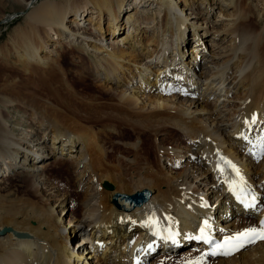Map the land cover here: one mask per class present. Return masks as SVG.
Wrapping results in <instances>:
<instances>
[{"label": "bare ground", "instance_id": "bare-ground-1", "mask_svg": "<svg viewBox=\"0 0 264 264\" xmlns=\"http://www.w3.org/2000/svg\"><path fill=\"white\" fill-rule=\"evenodd\" d=\"M245 1H27L22 32L0 59L11 61L26 79L36 78L49 94L16 90V82L0 93V158H11L3 173L14 172L18 153L33 161L28 175L13 173L20 191L0 190V264H133L134 258L138 264L196 258L187 263L210 258L207 264H264L261 237L233 253L208 242L229 241L249 229L264 236V161L255 165L264 153V0H259V21ZM211 10L224 21L210 38L212 29L204 21ZM186 28L198 42L189 59L181 49ZM63 36L67 45L84 43L92 55L94 86L111 91L108 105L90 100L94 93L81 103L83 120L100 129L72 125L58 107L66 100L49 84L54 71L57 86L74 93L61 71ZM222 96L227 99L220 102ZM10 108L31 132L17 140L4 123ZM122 128L133 130L134 139ZM160 128L176 131L181 143L189 144L183 148L165 133L152 160L146 140L159 136ZM36 142L47 154L32 151ZM195 146L200 149L192 153ZM53 157L72 167L65 182L48 174ZM143 190L150 192L149 200L132 211L112 202L115 194ZM158 228L171 230L181 249H195L178 257L173 253L180 248L141 254L138 245L145 247Z\"/></svg>", "mask_w": 264, "mask_h": 264}, {"label": "rangeland", "instance_id": "rangeland-1", "mask_svg": "<svg viewBox=\"0 0 264 264\" xmlns=\"http://www.w3.org/2000/svg\"><path fill=\"white\" fill-rule=\"evenodd\" d=\"M27 1H28V3H30V0H25L22 5H18L17 3L12 2V0H0V52L4 53L6 50H9L11 44H13L15 41L17 42L16 39L19 38V35L22 32L21 29L23 28V25H24V18H25L24 14L28 11L27 8L29 7V5L27 4ZM245 2L250 4V7H251L250 12L252 15H254V16H252L254 18V20H258V11L260 8L259 0H247ZM26 4H27V7H26ZM201 7L203 8L202 5H201ZM137 11H140V10H137ZM252 12H254V13H252ZM215 14H216V11L211 10V14L209 13L208 15L205 16L206 20L204 21L205 22L204 27L207 26L210 29L214 28V30L219 29L221 27V24L224 21L223 20L224 18L222 16H218V14H216V17H215ZM88 17H89V15H88ZM93 17H95V15ZM86 18H87V16H86ZM105 18L106 17L104 16V21H103L104 27L107 24V22H106L107 19L105 20ZM262 18H264V16ZM207 22H208V24H207ZM85 24H88V23L86 22ZM67 25H68V27L72 28L71 23H67ZM260 25L261 24L259 23L256 26L253 25V27L255 26V28L257 27V29H258L260 27ZM86 26H87V29H90L89 25H86ZM147 27H149V26H147ZM147 27H146V25H142V28H144L146 31H148ZM189 30H190L189 28L185 29L184 42L181 45V47H182L181 49L184 50V52H185V54L183 55L184 59L185 58L189 59V56H191V54H190L191 49L194 48V45L198 44V42L194 43L195 39L193 37L192 32ZM214 30L212 29L211 30L212 32L207 34L208 35L207 37L211 38L213 33H214L213 32ZM201 33H202V31H201ZM148 34L149 33H147L146 36ZM64 36H65V34H64ZM64 36L62 38L63 39L62 40L63 41L62 42L63 47L61 46L62 48H64V50L61 48L62 49V52H61V59H62L61 71L63 72L65 85L72 87L74 89V93L69 92L67 89H61L57 86L58 85L57 80L59 78H57V74H56L57 72L56 71L53 72L54 74L51 77L52 81L49 84L52 85V88H55V90L62 97V99H65L66 102H69V103L63 102L64 103L63 105L59 103L58 107L63 110V113L68 114V115H64V116L68 117L70 122H72V125H76V126L93 125L94 128L96 127V129L97 128L100 129L101 128L100 125L92 124V123L88 122L86 119H85V121L83 120L84 118H87V117L84 115L83 112L79 113V112H81V103H83L86 100V99H83V97H86L87 95H91L94 93L93 97H91L90 100L97 101V102L101 100L100 102H102L104 104L106 102L107 103L106 105H108L111 101H113V99H112L113 97L111 96V91H110V93H105L104 88L102 89L101 87L96 86V84L94 86V80L95 79H94V76H90L91 75L89 73L90 69L88 68V66L92 63L91 62V58H92L91 56L92 55H91V53H88L89 51L87 49L86 50L83 49L84 43L80 42L81 40L78 39L77 43L72 44V42H71V44L67 45V41L65 40ZM55 38L56 37H54V39ZM215 39H217V41H218V38H215ZM213 42H215V41H213ZM209 43H210V40L206 41V45H209ZM65 48H66V50H65ZM205 51H207V46L203 52L204 54H207V52H205ZM13 68H14L13 63L11 61L7 62L4 59H0V86H1L0 87V93L6 92L4 89L7 88V85L10 82H12L14 84L16 82V84L13 85V87L16 88V90L24 91L25 89H28L27 87H29L30 88L29 90H31V88H32V91H34L33 92L34 95L39 96L40 92H42L43 95L49 94V91L47 89H46V91L44 90L45 89L44 84L41 88H39L37 86V79L36 78L33 79L34 81L33 80L30 81L29 79H26V75L23 72H20V70L17 68H14V69ZM80 72H81V78H80L81 80L77 81L76 77L80 76L79 75ZM175 84H174V86H176ZM30 85H32V86H30ZM3 90L5 92H2ZM70 94H75V95L72 96ZM221 94H223V92ZM76 95H77V97H76ZM95 95H97V96H95ZM96 98H99V99L97 100ZM225 99H227V97L222 96L220 102L224 101ZM73 109H75L76 112ZM76 113H78V114H76ZM72 115H73V118L75 117V119L72 118ZM7 116L9 117L8 122H4V123L6 124L5 126L7 127V131L9 132V134L11 135V137L14 140L15 139L17 140L18 138L23 137V135L26 134V132L31 133L30 128H24L21 124H18L19 121H23L20 118L18 112H15L14 110H11V108H10V109H8V115H5V118H7ZM205 116H207V115H205ZM62 118H64V117H62ZM66 119L67 118L65 117L64 120H66ZM69 120L67 122H69ZM2 121H5V120L3 119ZM35 126H37V125H35ZM165 130L166 129L160 128V130L158 131L159 136H152V137L148 136V138L146 140L148 142V145L150 146L149 147V157L152 160L159 155V153L157 152V156H156V151H155L154 147H157L160 141L167 139V136H166L167 133L170 132L171 133L170 135L173 138L179 139L180 143H181V140L183 139L176 131H173V130L170 131L169 130V132H167L168 130H166V131ZM121 131L126 132L125 135H128L129 138L134 139L135 135H133L134 134L132 132L133 130L122 128ZM40 132H41V130H40ZM114 138H115V136H114ZM155 139L158 140V142L156 144H155ZM37 142H36V144L33 143L34 146H32V148H31L32 151L41 152L42 154H40V155L47 154V151L45 149L39 150V146L37 145ZM188 144L189 143H187L184 140L181 143V147L185 148ZM190 146H193V145H190ZM199 149L200 148L198 146L197 147L195 146L194 149L191 150V152L196 153L199 151ZM242 151L243 150H241V152ZM32 156H33V154H32ZM25 158H26V160H24V158L21 157V153H18V156L16 155V162H15L16 164L14 165V172H13L14 175L15 174L28 175L26 173V172H29V171H27V169H31V164L33 163V161L27 159L26 156H25ZM30 158H31V156H30ZM9 159H11V158H9ZM9 159L5 160V159L0 158V169H1L0 170V190L2 193H5L6 191L13 190V189L20 191L19 188L22 187L21 186L22 183L13 175V173L11 174V172H10V176L9 177L7 176L8 178L3 173L4 170L7 169V166H8L7 164L11 163V161ZM41 159H43V158H41ZM263 161H264V153H261L260 157L258 158V161L255 164L256 167L259 166V164ZM8 162H10V163H8ZM48 163L50 164V167L48 168V174L50 176H52V178L58 179L61 182H65L64 180H65V177L67 175V171H69V170L72 171V169H71L72 167L68 164H65V163L62 165L56 163L54 157L49 158ZM20 177H22V176H20ZM207 189H208V187H207ZM71 190H73V189H71ZM67 191L70 192V189H67ZM127 196H129V195H127ZM213 205H214V197H212L211 202H209V206H213ZM262 206H263V204H262ZM57 210L59 211L60 208H57ZM66 211H67V209H66ZM64 214H61V212H59L58 216L63 217ZM67 220H68V217H66V222H65L66 224H67ZM83 236H85V234H82L81 238ZM79 240H80V238H76L73 240V242H72V248L73 249L76 247L75 243ZM130 241H131V239H130ZM254 245H255V242L250 244V247H252ZM193 249H195V248L181 249V250L177 251L176 253H173V255H176V257H178L179 255H182L186 250H189V251L192 250L193 251ZM101 253L102 252H100V257H101ZM98 255H99V253H98ZM157 255H159V253L156 254V256ZM195 260H197V258ZM195 260H191V262L192 261L194 262ZM198 261H200L199 264H207L210 261V258L198 259ZM187 262L188 261H185V262L182 261L181 262L180 259H178L177 261H175V264L191 263V262H188V263ZM161 264H163V263H161Z\"/></svg>", "mask_w": 264, "mask_h": 264}, {"label": "water", "instance_id": "water-1", "mask_svg": "<svg viewBox=\"0 0 264 264\" xmlns=\"http://www.w3.org/2000/svg\"><path fill=\"white\" fill-rule=\"evenodd\" d=\"M104 187L109 190L113 189L112 185L108 182L104 183ZM149 197L150 192L144 190L132 196L115 194L112 199V202L118 210L131 211L133 208L140 206L144 202H147Z\"/></svg>", "mask_w": 264, "mask_h": 264}, {"label": "snow or ice", "instance_id": "snow-or-ice-1", "mask_svg": "<svg viewBox=\"0 0 264 264\" xmlns=\"http://www.w3.org/2000/svg\"><path fill=\"white\" fill-rule=\"evenodd\" d=\"M255 232V229H249L247 230V233H241V234H238V236H243V235H247L248 233H254ZM198 238H202V237H198ZM261 239H264V236H261Z\"/></svg>", "mask_w": 264, "mask_h": 264}]
</instances>
